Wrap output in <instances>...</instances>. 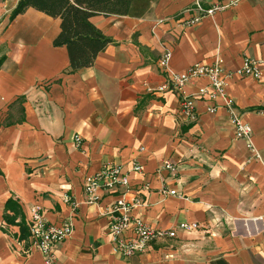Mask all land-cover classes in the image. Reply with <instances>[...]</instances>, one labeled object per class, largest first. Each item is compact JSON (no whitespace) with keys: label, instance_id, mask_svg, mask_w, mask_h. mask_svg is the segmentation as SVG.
<instances>
[{"label":"crops","instance_id":"obj_1","mask_svg":"<svg viewBox=\"0 0 264 264\" xmlns=\"http://www.w3.org/2000/svg\"><path fill=\"white\" fill-rule=\"evenodd\" d=\"M195 1L225 7L182 25ZM17 2L0 0V264H43L29 235L18 239V226L3 220L9 197L28 227L35 204L52 224L72 222L57 264H264V0H151L139 16L93 15L113 42L75 71L66 46L53 43L59 17L28 7L10 19ZM167 48L168 71L158 63ZM246 58L257 61L260 77L233 75L226 89L260 159L235 136L225 109L208 113L197 100V119L185 123L172 91L150 92L195 63L220 60L235 71ZM206 83L197 78L184 89L194 93ZM107 162L121 165L128 186L85 203L83 177ZM122 195L139 201L132 217L176 236L142 254L115 253L108 225ZM180 222L198 227L184 231Z\"/></svg>","mask_w":264,"mask_h":264},{"label":"built area","instance_id":"obj_2","mask_svg":"<svg viewBox=\"0 0 264 264\" xmlns=\"http://www.w3.org/2000/svg\"><path fill=\"white\" fill-rule=\"evenodd\" d=\"M222 4H214L210 7H204L199 1L186 8L183 12L188 15L182 25H193L202 18L213 15L216 11L223 9ZM171 57L170 49H165L158 61L159 66L167 70V65ZM233 75L248 76L252 78L260 77V70L257 61L254 59H244L243 65L235 71H228L217 60L212 64L195 63L186 68L181 73L169 74L167 79L155 88H150V92L164 93L172 91L178 98L179 116L185 123H192L197 119L196 101L203 100L206 103V111L215 113L219 108H223L229 115L235 128V136L245 140L246 146L250 149L252 156L260 159V155L252 142L251 129L242 122V114L236 109L232 99L227 93L228 81ZM197 78L207 79L204 86L197 87L196 92L187 93L185 85ZM76 145L81 144V138L78 135L74 137ZM164 167L171 168L170 163H165ZM142 165L134 161L132 170L140 171ZM119 186H128V177L121 173V165L113 162L104 163L100 169L90 175L83 177V192L85 203H96L99 201L100 192H112ZM162 194H175L174 190L161 189ZM65 202L69 197L65 196ZM128 203L122 195L118 198L111 209V221L108 225V234L113 242L112 249L115 253L123 257H130L144 253L151 243L166 238L176 236L175 229H160L149 226L139 217H132L130 209L138 205ZM77 204L73 203V207ZM29 239L31 245L38 249L43 257V264H57L55 251L57 247L71 235L73 224L69 220L62 221L59 225L48 222L43 215L40 205H32L29 208ZM198 225L195 222H180L177 228L184 231H193ZM131 232V237L126 238L124 233Z\"/></svg>","mask_w":264,"mask_h":264},{"label":"trees","instance_id":"obj_3","mask_svg":"<svg viewBox=\"0 0 264 264\" xmlns=\"http://www.w3.org/2000/svg\"><path fill=\"white\" fill-rule=\"evenodd\" d=\"M151 0H18L10 13V19L33 7L60 19V32L54 39V45H65L68 51L71 71L93 64L98 52L112 43L90 17L102 15L139 16L147 9ZM4 57H0V66ZM22 101L23 97H19ZM258 109H264L259 107ZM3 220L19 228L17 238L27 239L29 227L17 201L9 197L4 205Z\"/></svg>","mask_w":264,"mask_h":264}]
</instances>
